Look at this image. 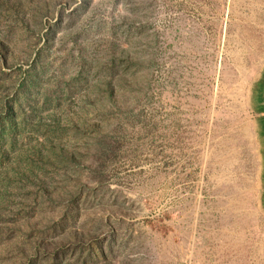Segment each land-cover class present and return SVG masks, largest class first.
I'll return each mask as SVG.
<instances>
[{
    "label": "rangeland",
    "instance_id": "1",
    "mask_svg": "<svg viewBox=\"0 0 264 264\" xmlns=\"http://www.w3.org/2000/svg\"><path fill=\"white\" fill-rule=\"evenodd\" d=\"M0 264H264V0H0Z\"/></svg>",
    "mask_w": 264,
    "mask_h": 264
}]
</instances>
